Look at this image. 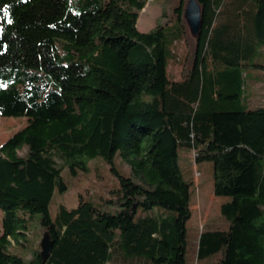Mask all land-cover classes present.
<instances>
[{
    "label": "trees",
    "instance_id": "obj_1",
    "mask_svg": "<svg viewBox=\"0 0 264 264\" xmlns=\"http://www.w3.org/2000/svg\"><path fill=\"white\" fill-rule=\"evenodd\" d=\"M189 1L139 31L147 0H0V116L26 117L0 144V264H185L183 148L212 163L213 194L228 199L225 226L198 234L197 261L264 264V105L248 108L245 93L248 69L264 70V0H195L196 30ZM186 26L175 78L167 43ZM95 157L116 184L52 215L63 168ZM34 224L48 251L40 241L27 258L17 247Z\"/></svg>",
    "mask_w": 264,
    "mask_h": 264
},
{
    "label": "rangeland",
    "instance_id": "obj_2",
    "mask_svg": "<svg viewBox=\"0 0 264 264\" xmlns=\"http://www.w3.org/2000/svg\"><path fill=\"white\" fill-rule=\"evenodd\" d=\"M177 0H147L145 6L139 11L136 27L139 31H148L159 22H168L174 19V7ZM188 10V8H187ZM189 17V16H188ZM192 29L186 26L184 37L173 45L167 43V50H172L174 55L169 57L168 72L171 76L177 78L181 69L186 65L187 53L191 50L193 38ZM169 54V52H168ZM257 61H264V53L257 56ZM247 88L245 90L248 108H256L264 105V70L250 67L247 76ZM26 124L25 116H0V144L6 140L16 130ZM24 150L20 151L23 153ZM117 164L123 169L127 166L122 164L118 157L115 158ZM178 161L184 179L190 184V210L191 216L186 223L187 226V246L185 252V264H214L215 258L208 261L198 262L196 259L195 248L198 234L204 229L220 228L225 226V221L219 214V205L228 199L224 196L213 194L212 188V163L194 162V150L180 149L178 151ZM88 169L78 170L74 175L63 168L62 176L66 181L67 189L64 193L55 191L53 193L49 210L53 215L56 206L59 203L67 207L76 205L78 197L97 201L102 195H105L107 189L116 184L114 176L109 172L108 166L95 157L88 161ZM0 209V221L2 216ZM44 230L37 224L31 228L29 241L24 248L25 257H29L30 247L37 245L41 241V248L44 253L48 242L43 237Z\"/></svg>",
    "mask_w": 264,
    "mask_h": 264
},
{
    "label": "water",
    "instance_id": "obj_3",
    "mask_svg": "<svg viewBox=\"0 0 264 264\" xmlns=\"http://www.w3.org/2000/svg\"><path fill=\"white\" fill-rule=\"evenodd\" d=\"M187 13H188L190 22H191L194 30H196V28L199 24L200 9H199L195 0L189 1ZM47 251H48V245H47L46 250H44V253L42 251L43 255H45L47 253Z\"/></svg>",
    "mask_w": 264,
    "mask_h": 264
},
{
    "label": "snow or ice",
    "instance_id": "obj_4",
    "mask_svg": "<svg viewBox=\"0 0 264 264\" xmlns=\"http://www.w3.org/2000/svg\"><path fill=\"white\" fill-rule=\"evenodd\" d=\"M7 6H5V8H6Z\"/></svg>",
    "mask_w": 264,
    "mask_h": 264
}]
</instances>
